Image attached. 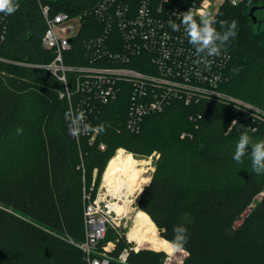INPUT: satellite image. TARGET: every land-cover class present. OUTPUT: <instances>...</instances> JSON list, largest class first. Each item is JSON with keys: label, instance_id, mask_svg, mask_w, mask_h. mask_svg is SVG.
Masks as SVG:
<instances>
[{"label": "trees", "instance_id": "16d2710c", "mask_svg": "<svg viewBox=\"0 0 264 264\" xmlns=\"http://www.w3.org/2000/svg\"><path fill=\"white\" fill-rule=\"evenodd\" d=\"M17 2V12L4 21L0 16V264H87L75 244L85 239L83 188L91 187L95 170L96 182L100 179L119 148L159 154L145 188L150 180L136 168V181L144 188L137 207L164 238L172 239L176 226L187 228L184 264H264V197L258 200L264 174L252 171L249 156L242 164L233 160L243 132L253 142L263 139L261 131L247 129V115L208 101L189 107L173 103L146 117L134 135L125 126L129 98L123 94L92 124L105 125L96 143L90 146L84 139L79 147L65 116L68 102L59 96L62 84L46 70L21 64L54 58L41 44L46 24L39 2L52 13L81 18L85 29L67 61L84 64L78 59L81 43L99 32L93 15L99 0ZM233 20L237 36L223 50L230 61L221 90L264 109V17L255 24L249 9L226 4L215 18L221 31L220 21ZM198 113L202 120L196 128L190 116ZM118 154L130 153L120 149ZM162 251L173 253L166 245ZM164 259L161 253L141 251L130 262L163 264Z\"/></svg>", "mask_w": 264, "mask_h": 264}, {"label": "built area", "instance_id": "2783aa9c", "mask_svg": "<svg viewBox=\"0 0 264 264\" xmlns=\"http://www.w3.org/2000/svg\"><path fill=\"white\" fill-rule=\"evenodd\" d=\"M206 1L99 0L93 11L99 32L81 43L82 52L78 59L84 64H69L67 61L80 34L75 24H80L82 30L84 28L81 18L64 11L52 13L49 6L39 2L46 24L41 44L54 58L45 64L21 65L50 72L63 86L60 98L67 100L69 109L83 110L86 122L91 125L104 106L127 94L129 108L125 126L134 135L140 133L146 117L163 113L173 103L189 107L208 101L226 104L243 112L249 118L247 129L252 133L261 131L264 139V109L221 90L230 61L228 53L222 51L219 57L209 58L212 61L210 68L204 64L197 65L194 63V49L188 43L183 28L176 32L168 26L170 19L179 23L175 13H183L189 8L197 14L202 11L210 13L214 18ZM227 4L250 11L257 7L255 14L264 10V0H227ZM0 16L2 21L6 20L7 15L0 13ZM190 120L198 128L202 115H191ZM236 123H232L228 132ZM98 135L91 132L78 139L71 136L81 147L84 139L93 146ZM99 148L104 151L106 146L101 143ZM96 175L97 170L95 179ZM95 179L91 187L83 188L85 239L77 247L83 252L87 264H111L110 246L114 249L116 244L105 246L103 242L110 228L118 230L115 242L123 237L119 222H115L121 216L112 210V202L106 199L107 193L102 189L95 192ZM263 197L264 191L258 200ZM252 208L253 205L249 211ZM129 254L130 249L126 248L119 259L125 261ZM166 254L163 264H184L188 257L186 250Z\"/></svg>", "mask_w": 264, "mask_h": 264}, {"label": "clouds", "instance_id": "9594fccd", "mask_svg": "<svg viewBox=\"0 0 264 264\" xmlns=\"http://www.w3.org/2000/svg\"><path fill=\"white\" fill-rule=\"evenodd\" d=\"M20 5L17 0H0V13L11 15L18 11ZM179 17V23L170 19L168 26L173 31H180L183 28L184 34L187 37L188 43L194 49L196 60L195 64H204L205 67L211 66L209 58L219 57L225 49V45L237 36V22L235 20L230 23L220 21V29L216 26V21L211 18L210 13L200 12L197 14L193 9L176 14ZM2 38V37H0ZM69 123L70 134L74 138H79L81 135H87L91 132L101 133L105 131V125L100 124L93 127L86 122V114L83 110L73 111L69 109L65 113ZM236 121H233V125ZM17 134H22V129H17ZM249 148L251 149L249 154ZM245 156L250 157L251 169L257 175L264 174V139L253 142L251 137L243 132L235 145L233 160L242 164ZM172 239L161 237L167 248L173 252L184 250L188 243V230L183 225L173 228Z\"/></svg>", "mask_w": 264, "mask_h": 264}, {"label": "bare ground", "instance_id": "6f19581e", "mask_svg": "<svg viewBox=\"0 0 264 264\" xmlns=\"http://www.w3.org/2000/svg\"><path fill=\"white\" fill-rule=\"evenodd\" d=\"M139 163L140 161L132 158L131 154H118L117 152L106 169L104 185H106V182H109L113 187H120L122 196L119 197L117 195L118 201H115L111 205L112 210L119 216H126V210L132 209L130 207V203L132 202L130 198L131 196L135 197V194L139 191V184L134 177V169ZM119 175H123L120 182L117 180ZM107 189L108 193L112 194L108 187ZM113 196L116 197V194ZM117 208L121 211H117ZM127 237L130 242L136 243L138 249L145 246L147 249L160 251L165 246L156 225L148 214L142 210L137 211L134 225Z\"/></svg>", "mask_w": 264, "mask_h": 264}, {"label": "rangeland", "instance_id": "374dc122", "mask_svg": "<svg viewBox=\"0 0 264 264\" xmlns=\"http://www.w3.org/2000/svg\"><path fill=\"white\" fill-rule=\"evenodd\" d=\"M227 4V0H207L206 1V5L208 6V9L211 10L213 12V16L214 18L217 16V14L219 13L220 9ZM261 12V11H259ZM256 13L254 14L258 20V16L259 17H264V10L262 13ZM252 18V17H251ZM259 21V20H258ZM76 28H77V32L78 33H81L82 31V28L80 26V24L76 23ZM48 72V71H47ZM50 73V72H49ZM51 74V73H50ZM120 149H123L125 150L127 153H130L132 158L140 161L139 164H137V166L139 168H142L143 169V172L141 174V176L144 178V179H149L150 181L147 182V184L144 186V188L151 182V179H152V175L155 171V164L157 162V160L159 159V154H152L151 156H142V155H139V154H135V153H132L130 152L129 150H126L124 148H119L116 150L114 156L117 154L118 150ZM113 157V156H112ZM111 161V160H110ZM110 162L107 163L105 169L103 170V173L100 177L99 180H97V182L95 181V192H97L98 190L102 189V192L103 193H107V200L111 201L112 203L115 202V201H118L117 199V195L120 197L122 196L121 193H120V187L117 186V187H113L112 185H110L109 182H106V185H104V175H105V172H106V169L108 167ZM140 165V166H139ZM136 166V168H137ZM136 168L134 169L135 172H134V177H135V173H136ZM98 172V171H97ZM123 175H119L117 177V180L120 182L121 178H122ZM136 179V178H135ZM96 180V179H95ZM107 187L109 188V190L111 191V196L108 195V192H107ZM143 188V190H144ZM142 190V191H143ZM140 192H141V187L139 186V191L135 194L136 196H139L140 195ZM139 193V194H138ZM116 194V197H114L113 195ZM134 195V196H135ZM133 197L131 196V200L132 202L130 203V207L133 209H129V210H126L127 211V215L126 217L124 216H121L119 217L120 220H116L115 222L118 223L119 222V226L122 228L123 230V237L118 241V242H115L116 239L118 238V230L117 229H113V228H110V231L107 235V238L104 242V245L106 246L107 244H112L113 242L116 244L115 248L112 249L113 247L110 246V249L112 250L111 252V264H131L130 262V259L132 258L133 254H138L139 252L141 251H151V252H157V253H161L164 255V257H166V252L160 250V251H155V250H152V249H147V247H142V248H137V245L135 242H130L128 239V233L130 232V229L132 228V226L134 225V219H135V215L137 213L138 210H141L137 207V198L138 197ZM83 198V197H82ZM117 211H121L119 208H117ZM143 211V210H142ZM146 213V212H145ZM113 216L115 217L116 215L113 214ZM125 226V227H124ZM158 229V227H157ZM158 232L160 234V236L162 237V234L160 232V230L158 229ZM75 244H78V243H75ZM130 249V254H129V257L125 260V261H121L119 259V256L120 254L123 252L124 249ZM131 257V258H130Z\"/></svg>", "mask_w": 264, "mask_h": 264}, {"label": "water", "instance_id": "95a60500", "mask_svg": "<svg viewBox=\"0 0 264 264\" xmlns=\"http://www.w3.org/2000/svg\"><path fill=\"white\" fill-rule=\"evenodd\" d=\"M257 10H258L257 7L252 8L251 11H250V16L252 17V21L255 24H260V22L257 20L256 16L254 15Z\"/></svg>", "mask_w": 264, "mask_h": 264}]
</instances>
